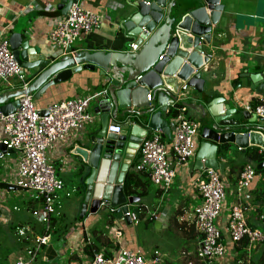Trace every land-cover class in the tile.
Wrapping results in <instances>:
<instances>
[{
    "label": "crops",
    "instance_id": "0c3cea01",
    "mask_svg": "<svg viewBox=\"0 0 264 264\" xmlns=\"http://www.w3.org/2000/svg\"><path fill=\"white\" fill-rule=\"evenodd\" d=\"M60 1L0 0V30L3 25L9 24L8 37L13 33H18L23 41H27L31 47L36 49L38 54L58 56L62 50L56 44L49 42L48 31L62 16L57 9ZM134 1L83 0L82 4L86 8L101 16L100 27L87 35L80 36L74 41L72 47L76 51L124 52L130 37L121 30L120 22L129 11H132L131 2ZM227 2L229 7L226 15L221 18V28L212 32L210 46L203 47L204 52L210 57L209 63L204 67L208 72L202 76L205 78L203 94H197L193 89L187 87L185 100L201 104L205 110L209 103L218 101L221 105L244 110L246 105L257 102L262 97L250 88L238 85L242 73L246 72L250 75L264 73V0H227ZM105 79L99 76L98 68H95L94 71L81 70L72 74L67 82L48 84L38 98H35V104L39 108H44L49 104L74 96L87 97L99 93L106 88V85L102 86ZM18 83L15 79H11L9 82L0 81V93L13 88ZM204 95L207 97L205 98ZM188 109V116L200 121L202 128L204 122L201 119L200 109ZM89 110L95 116L94 122L87 125L82 134L70 136L64 142L55 144L48 152L49 158L56 165L58 177L63 181V189L58 194L60 208L54 215V231L52 232L50 229L56 245L39 246L34 259V261L37 259V262L34 264H87L94 253L112 256L118 246L138 251L148 261H153L158 257V264H163L164 259L162 261L155 254V252L159 253L157 250L145 252L136 246L134 237H131L133 222L128 225L124 216L117 214L115 210L113 216H109L108 220L99 213L100 210L95 214L87 215L83 220L78 217L85 191L82 179L88 175V169L78 156L72 154V150L75 144L84 143L88 137L100 130L103 112L98 110L97 98L90 101ZM127 118L128 115H125L122 122L115 123L109 117L108 126L121 125ZM132 119L131 122H134ZM165 119L171 128L170 113H167ZM138 122L142 123L144 120L140 118ZM119 138L124 139L123 136ZM170 139L164 137L165 142L169 143ZM196 141L194 157L186 165L175 167L173 183L168 189V193L173 192L169 197L173 205L166 202V207L161 213L160 223L165 222L168 218V223L178 228L176 234L181 235L185 247L182 248L181 255L184 258L186 256L191 258L187 264L260 263L264 242L238 247L231 244L227 238V216L230 208L236 204L242 205L244 217L249 226L264 230V193H261V196L257 198V194L264 188V169L256 170V164L259 161L254 160L253 156L258 154L259 149L250 146L241 153L237 147L231 144L216 145L209 142L211 146H208V149L216 147L215 157L219 164L217 170L224 186L223 209L215 220V224L223 234L226 253L223 257L206 259L196 256L200 234L195 228L193 209L199 204L200 198L195 183L205 169L194 170L195 159L201 152L202 146L200 133ZM227 146L229 148H226ZM125 158L130 159L126 173L131 170L144 180L143 176L147 173L135 168L138 161L136 151L130 156L125 155ZM61 160L64 161L63 164L60 162ZM247 165L254 168V177L248 188L239 189L236 184L237 179L241 170ZM16 166V152L13 151L0 158V183L13 184ZM163 195V191L150 181L148 193L143 196L148 198V201L144 203L143 200L141 201L143 197L134 196L140 198V202L130 205L129 209L137 212V208L143 206L144 213L151 210L154 213L157 212L156 216H153L156 219L158 208L164 202ZM147 204L153 209L149 210ZM39 206L40 202L33 199L32 193L23 192L15 186L8 187L0 184V227L4 230H12L17 238L20 250H22L17 258L19 256L27 258L29 251L36 250L37 238L45 234L44 227L43 230L42 227H38L39 222L33 214V211ZM109 222L122 230L123 236L119 242L112 237L113 231L108 234L107 229L104 228ZM17 228H24V235H20ZM185 243L188 246H185ZM23 252H26L27 256ZM169 263L173 262L168 261Z\"/></svg>",
    "mask_w": 264,
    "mask_h": 264
},
{
    "label": "water",
    "instance_id": "95a60500",
    "mask_svg": "<svg viewBox=\"0 0 264 264\" xmlns=\"http://www.w3.org/2000/svg\"><path fill=\"white\" fill-rule=\"evenodd\" d=\"M75 2L61 0L57 5L58 13L65 16ZM131 5L132 11L120 22L121 30L130 37L124 52L76 51L69 46L58 56H46L38 54L18 33L8 38L15 61L28 71L25 79L28 84L22 88L19 82L0 93L2 114L15 110L19 104L18 96L31 95L35 100L48 84L67 82L72 74L81 70L98 68L99 76L106 78L102 83V86L106 85L105 93L97 98L98 110L103 112L100 130L84 143L75 144L72 150L88 169V175L82 179L85 191L78 216L80 220L106 210L100 206L101 201L106 200L117 214L124 216L128 225L131 224L125 214L128 206L136 203L138 198L126 197L123 192V181L130 164L125 155L135 153L148 130L160 131L171 138V128L165 119L167 111L169 113L167 106L176 101L183 85L203 94L205 78L202 76L207 74L204 67L210 61L203 47L210 46L212 32L221 28V18L229 7L227 0H135ZM132 43L136 44V51L131 50ZM238 86L263 95L264 73H242ZM181 104L193 110L199 108L204 122L195 171L219 167L216 147L208 149L209 142L231 144L241 153L248 146L257 148L263 159L256 164V170L264 169L262 118L246 109L221 105L219 101L209 103L206 110L201 104L186 100ZM41 113L45 114V111ZM125 115L128 118L121 124L119 134L107 131L109 117L116 123L122 122ZM140 118L145 122H138ZM12 152L0 144V158Z\"/></svg>",
    "mask_w": 264,
    "mask_h": 264
},
{
    "label": "built area",
    "instance_id": "2783aa9c",
    "mask_svg": "<svg viewBox=\"0 0 264 264\" xmlns=\"http://www.w3.org/2000/svg\"><path fill=\"white\" fill-rule=\"evenodd\" d=\"M82 2L83 0H76L67 14L59 17L48 31L49 42L59 46L62 52L72 46L80 36L100 27L101 16L86 8ZM8 25H3L0 30V81L9 82L15 79L22 83V88H26V71L15 61L9 46ZM131 50H137L135 43H132ZM186 90L187 86L183 85L176 101L169 105L173 133L170 142L164 141L160 131L148 130L136 150V170L146 172L151 183L163 193L167 192L173 183L175 167L186 165L194 157L196 140L201 129L200 121L188 116V107L179 104L185 100ZM102 93H105V89L87 97L74 96L44 108L36 106L33 96L20 95L17 97L19 104L12 113H0V144L17 153L13 185L17 189L32 193L33 199L40 202L39 208L35 209L33 214L45 229V234L37 238L36 250L29 251L27 258L19 256L12 264H31L38 247L50 244V222L60 208L58 194L63 189V181L58 177L56 165L49 158L48 152L55 144L64 142L70 136L82 134L87 125L94 122L95 116L89 110V103ZM43 110L45 114L41 113ZM246 110L264 120V94L254 107L246 105ZM121 129V125L107 127V131L116 134H119ZM60 162L64 163L63 160ZM254 173L252 166H245L237 179L238 188H248ZM195 187L200 198L199 204L193 209L195 228L200 234L196 256L200 259L223 257L226 253V243L221 230L215 224L222 212L224 198V186L218 170L205 168L196 180ZM100 206L106 207L110 212L115 210L106 200H102ZM129 207L125 216L133 222L137 218L136 212ZM17 232L24 235L25 230L17 228ZM122 236L121 229L116 228L112 232V237L117 242ZM227 238L231 244H237L242 239L249 245L259 244L264 242V230L249 226L242 205L236 204L230 208L227 216ZM155 254L158 255L157 252ZM158 263V257L148 261L138 251L118 246L112 256L94 253L87 264Z\"/></svg>",
    "mask_w": 264,
    "mask_h": 264
},
{
    "label": "rangeland",
    "instance_id": "374dc122",
    "mask_svg": "<svg viewBox=\"0 0 264 264\" xmlns=\"http://www.w3.org/2000/svg\"><path fill=\"white\" fill-rule=\"evenodd\" d=\"M26 74H28V71H26ZM163 194L164 202L162 206L158 208V217H156V219H154L153 216L157 214V212L154 213V211L151 210L153 207L149 206V204H147L148 209L151 211H145V213L140 216L139 212H136L137 218L133 221V232L131 233V237H134V243L136 246L138 248H142L145 252L157 250L159 252L158 256L161 258V260L163 261L164 259V262H162L163 264H168V261L173 262L169 264H187L191 258L188 256L184 258L181 255L184 242L181 235L176 234L178 231L176 229L178 228H175L172 224L168 223V218L165 222L160 223L161 213L166 207V202L167 204L170 203L173 205L172 201L169 199L173 192L171 191L168 193L167 191ZM139 199L140 198H138L136 203H138ZM142 200L145 203L148 201V198L143 197L141 201ZM99 213L104 218H107V220L109 216H113L114 214V212H110L109 209L100 210ZM39 226L42 227L43 230V225L41 223H38V227ZM104 228L107 229V233L109 234L110 231L115 230L116 226L112 222H109ZM50 241V244L56 245L54 241H52V234H50ZM186 245L188 246V244L185 243V246ZM20 251L22 250H20L19 242L17 241V238L13 234L12 230H4L2 227H0V264H10L14 262L18 254H20ZM23 254L27 256L26 252H23ZM36 260L31 264L36 263Z\"/></svg>",
    "mask_w": 264,
    "mask_h": 264
},
{
    "label": "trees",
    "instance_id": "16d2710c",
    "mask_svg": "<svg viewBox=\"0 0 264 264\" xmlns=\"http://www.w3.org/2000/svg\"><path fill=\"white\" fill-rule=\"evenodd\" d=\"M258 103L257 102H251L250 106L251 107H254L256 104ZM145 122V121H144ZM165 137V136H164ZM254 160L256 161H261L263 159V156L261 154H255L253 156ZM144 180H142L140 178V176H138V174H136L135 172L129 170L127 173H126V176L124 178V181H123V192L125 194L126 197H134V196H138V197H143L145 196L147 193H148V190H149V186H150V181H149V177L148 175H144L143 176ZM2 186H14L13 184H9V183H0ZM261 193H264V188L262 189V192L258 193L257 194V198L260 197ZM139 205V204H137ZM138 212H139V216L142 215L144 213V207L143 206H139L137 208ZM54 219H55V216L52 217L51 219V222H50V228L52 229L51 231L53 232L54 229ZM249 245L248 242L244 239H242L240 242H237V244H235V246H238V247H243V246H247ZM258 264H264V249H263V255L261 257V261L260 263Z\"/></svg>",
    "mask_w": 264,
    "mask_h": 264
},
{
    "label": "clouds",
    "instance_id": "9594fccd",
    "mask_svg": "<svg viewBox=\"0 0 264 264\" xmlns=\"http://www.w3.org/2000/svg\"><path fill=\"white\" fill-rule=\"evenodd\" d=\"M186 93H187V90H186ZM181 102H183V101H181ZM181 102H179V104H181ZM168 110H169V106H168ZM189 110V109H188ZM168 113V112H167ZM171 115V114H170ZM200 133V132H199ZM163 136H164V134H163ZM195 155V154H194ZM251 166V165H250ZM207 168V167H206ZM217 170V169H216ZM132 223V222H131Z\"/></svg>",
    "mask_w": 264,
    "mask_h": 264
}]
</instances>
